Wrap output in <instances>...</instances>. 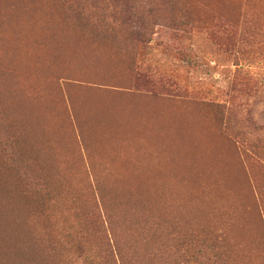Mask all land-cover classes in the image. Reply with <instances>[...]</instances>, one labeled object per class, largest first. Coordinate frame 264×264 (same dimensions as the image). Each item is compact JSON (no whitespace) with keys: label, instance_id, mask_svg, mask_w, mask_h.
<instances>
[{"label":"rangeland","instance_id":"374dc122","mask_svg":"<svg viewBox=\"0 0 264 264\" xmlns=\"http://www.w3.org/2000/svg\"><path fill=\"white\" fill-rule=\"evenodd\" d=\"M0 108L37 171L264 264V0H0Z\"/></svg>","mask_w":264,"mask_h":264},{"label":"trees","instance_id":"16d2710c","mask_svg":"<svg viewBox=\"0 0 264 264\" xmlns=\"http://www.w3.org/2000/svg\"><path fill=\"white\" fill-rule=\"evenodd\" d=\"M24 136L0 108V264H239L217 230L152 224L126 181L37 171Z\"/></svg>","mask_w":264,"mask_h":264}]
</instances>
